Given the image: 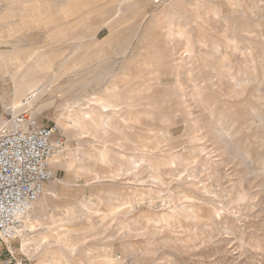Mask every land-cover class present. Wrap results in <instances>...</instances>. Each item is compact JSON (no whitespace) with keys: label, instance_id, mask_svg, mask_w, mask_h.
<instances>
[{"label":"rangeland","instance_id":"obj_1","mask_svg":"<svg viewBox=\"0 0 264 264\" xmlns=\"http://www.w3.org/2000/svg\"><path fill=\"white\" fill-rule=\"evenodd\" d=\"M92 1L108 15L117 6L121 12L132 6L130 31L122 28L134 43L104 44L110 30L103 28L98 34L103 44H91L92 32L71 24L73 16L55 22L45 7L39 18L10 17L8 0H0V16H5L0 60L20 42L30 58L38 48L98 52L111 69L97 88L83 89L62 77L60 94L50 93L26 108L56 129L61 165L53 166L52 158L54 177L46 187L54 184L55 192L41 226L30 235L29 249L21 236L0 243V264H41L36 238L45 233L53 242L71 245L81 256L77 264H264V0H196L181 12L171 2L184 0H151L143 10L139 0ZM199 10L207 15L204 28L216 42L191 58L190 45L204 33ZM140 18L143 25L158 19L163 25L151 26L139 55L131 56L138 48L133 33ZM78 29L85 34L80 44L73 41ZM63 58L50 55L44 61ZM125 73L136 77L120 79ZM146 86L154 87L151 99L145 97ZM100 93L120 94L114 98L119 104L105 103L115 110L112 126L93 136L70 116L75 101L96 103ZM14 96L11 78L0 74V119ZM216 107L225 110L212 113ZM124 134L131 140H123ZM90 150L111 159L94 160L84 153ZM82 211L90 213L80 218Z\"/></svg>","mask_w":264,"mask_h":264},{"label":"bare ground","instance_id":"obj_2","mask_svg":"<svg viewBox=\"0 0 264 264\" xmlns=\"http://www.w3.org/2000/svg\"><path fill=\"white\" fill-rule=\"evenodd\" d=\"M51 1H52L51 4H47L45 0H8V4H9L8 14L10 17H18V16L23 15V16L31 17V18L32 17L39 18V15H40L39 10L41 8L46 7L51 10L53 21L59 22V23L63 21L65 22L69 17L71 18L73 16V20L72 19L70 20L71 24H77V26H81V27L83 26L84 28L90 29V32H92L91 44H96V45L103 44V42H99V39H98V34L103 28H107L110 30V34L104 40V44L106 43L105 41H109L112 44H115L117 46L119 41H122V40L130 41L125 36L123 28H126V30L127 29L129 30L127 25L129 22H131V20L129 19L131 15L132 6L125 8L122 12L117 6L115 14L108 15L102 12L104 7L100 6V4H97L100 2L95 3L92 0H82V1L81 0H51ZM193 1H196V0H184L183 3H181L180 1V4L175 3V2H171V3L172 5H174V7H176L181 12L187 6H190L191 4H193L194 3ZM150 2L151 0H139L138 5L143 10L145 9V6H147ZM95 8H97L100 11L96 13L93 12ZM144 15L145 14H143L142 17ZM197 16L200 17L201 19L202 25H200V27L204 30V33L201 34L198 39H196L197 41L195 42V45H190V50H191L190 57L191 58H193V56L199 55L201 51L203 50V48H205L208 42H212V43L216 42V40L211 35H209L204 28L205 22L207 21V15L206 14L202 15V11L199 10V12L197 13ZM4 17L5 16H0V24L1 22L4 21ZM141 18L139 19L140 21L138 20L139 21L138 29H137L138 32H136L135 34L133 33V36H134L133 39L137 41L138 48L137 50H134L133 54L131 53L132 54L131 56H135L137 53H138L137 56L139 55V51L145 43V40L149 34V28L151 26L157 25L158 27V26L163 25V22L160 19H158L159 21L150 20L146 22L145 25H143V19L141 20ZM22 28H23V24H22ZM76 31L77 32L75 33L73 37V41L79 43L81 40H83V38L85 37V34L81 35V32L79 29ZM188 40L190 41V38H188ZM130 42L134 43V40L133 42L132 41ZM20 47H22L20 45V42L15 43L12 46L14 52L12 51L8 52L9 54H11V56L8 59L5 58V59L0 60V74L4 77L8 75L11 78L14 84V88H15L14 100L12 101L11 105L7 107L8 112H15L19 109H22L23 106L25 108H29L34 103L38 102L39 100H41V98H43L44 96L50 93L60 94L59 92L65 86L59 84L57 81H59L60 78L62 77L73 78L74 82L78 83L83 89L87 87L95 88L97 86V83L100 84V81L106 76H108V74L111 72V69L106 67L108 66V64L105 62L102 63V60H100L103 55L98 52H92V51H87V50H77L76 52H73L71 54H66V51L68 49L67 47V48H63L62 51H60L61 53L60 52L58 53V51L57 53L56 51L50 53L44 49L38 48L37 54L33 56V58H30L28 54L21 52ZM24 48H27V47H24ZM130 50H131V47H128L129 52ZM59 54H63L64 58L58 63H54L55 62L54 60H53L54 62L44 61V59L50 55L53 58H56ZM55 65L57 66V68L54 67ZM126 77L134 78L136 77V74L135 73L134 74L125 73V75L124 74L121 75L120 79H124ZM44 78H49L50 82L49 81L44 82L43 81ZM127 80L129 79H126V82ZM51 81L52 82L54 81V83L52 84ZM114 86L115 84L112 83L111 85H108V87H106V89L104 90L111 89ZM153 89H154L153 86H146L145 97L147 99L149 98L151 99L152 97H154L155 94L153 93ZM119 95L120 94L113 93L108 96L107 95L105 96L102 93H100L97 99H95V101H97L96 103H94V101L92 100L88 102L86 101L84 102V100L75 101V104L78 106H77V109L73 110L71 113L70 117H71L72 122L77 127H79V129H81L84 133H88L93 136H96V131L99 128H103L107 130L109 126H112L111 114L115 112V110L107 109V106L105 105V103H108L112 106H117L119 102L117 100H114V98L118 97ZM195 96L196 98L202 101L199 93H195ZM204 103L206 107H209L210 104H208V101H205ZM52 104H53V101L46 102L42 104L41 108L52 105ZM71 104L72 103H66L65 105L68 107H71ZM127 106L129 107L133 106L132 102H127ZM210 110L212 113L214 112L219 113V112L224 111L225 108L216 107L213 109L210 108ZM150 112H152V110ZM150 112H147V113L137 112V115L138 116L149 115L151 114ZM122 139L131 140L130 136L127 134H124ZM84 153L85 155L91 157L94 160H97V159L110 160L111 159L103 151L90 150V151H85ZM115 153L119 155V151L118 152L115 151ZM246 153L248 154V156L250 157L252 156V153L249 148L246 149ZM55 154L52 157L53 166L57 167L61 165V162L58 160ZM91 158L89 159L91 160ZM88 169L91 170V167L90 168L87 167V170ZM54 192H55L54 184H49L47 187H45V191L43 195L37 199L33 208L28 212V214L24 218L22 226H21V230L18 235V236H21L22 238L24 248L29 247L30 235L35 230H38L36 227L40 225V221H41L40 218L45 213L46 207L48 206V204L50 205L49 200H48L49 196L54 194ZM50 198L53 199V197H50ZM132 211L133 210L131 209L130 212ZM214 212H215V208L212 207L209 211V214L212 215L214 214ZM88 213H90V211H82L77 216H80V218H82ZM50 238H51L50 234L48 233H45L36 238V241L39 247H41L39 250L37 249L38 254L42 257L41 264H77V261L81 258V256L80 258L76 256V253L73 252L71 245H69L64 240H57L53 242L52 241L53 239L51 240ZM104 258L106 259V257ZM109 260L112 261L113 259L111 258Z\"/></svg>","mask_w":264,"mask_h":264},{"label":"built area","instance_id":"obj_3","mask_svg":"<svg viewBox=\"0 0 264 264\" xmlns=\"http://www.w3.org/2000/svg\"><path fill=\"white\" fill-rule=\"evenodd\" d=\"M56 129L26 108L0 119V243L18 238L24 218L53 179Z\"/></svg>","mask_w":264,"mask_h":264}]
</instances>
